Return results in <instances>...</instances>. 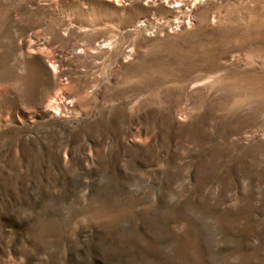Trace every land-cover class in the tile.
Masks as SVG:
<instances>
[{
  "label": "rangeland",
  "instance_id": "obj_1",
  "mask_svg": "<svg viewBox=\"0 0 264 264\" xmlns=\"http://www.w3.org/2000/svg\"><path fill=\"white\" fill-rule=\"evenodd\" d=\"M0 264H264V0H0Z\"/></svg>",
  "mask_w": 264,
  "mask_h": 264
},
{
  "label": "bare ground",
  "instance_id": "obj_2",
  "mask_svg": "<svg viewBox=\"0 0 264 264\" xmlns=\"http://www.w3.org/2000/svg\"><path fill=\"white\" fill-rule=\"evenodd\" d=\"M173 1H177V0H173Z\"/></svg>",
  "mask_w": 264,
  "mask_h": 264
}]
</instances>
